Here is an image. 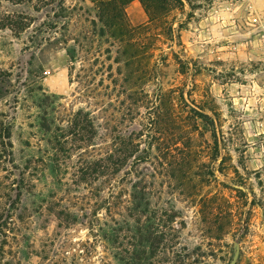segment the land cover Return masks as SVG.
<instances>
[{"label":"rangeland","instance_id":"rangeland-1","mask_svg":"<svg viewBox=\"0 0 264 264\" xmlns=\"http://www.w3.org/2000/svg\"><path fill=\"white\" fill-rule=\"evenodd\" d=\"M183 2L0 0V264H264V0Z\"/></svg>","mask_w":264,"mask_h":264},{"label":"trees","instance_id":"trees-1","mask_svg":"<svg viewBox=\"0 0 264 264\" xmlns=\"http://www.w3.org/2000/svg\"><path fill=\"white\" fill-rule=\"evenodd\" d=\"M97 11V18L100 23L98 34L107 39H114L120 43H126L130 49L138 51L137 44L133 39L135 29L132 27L127 12L128 6L134 1H138L143 7L147 17L148 24H164L165 34L172 37L174 33L175 18L170 20V14L174 8L184 7L183 0H91ZM190 2V6H191ZM192 9L195 6H191ZM191 15H188L190 17ZM97 27V22H93ZM184 28V23H179V29ZM162 30V28H160ZM160 30V31H161ZM136 53V52H135ZM134 53V54H135ZM130 56L134 59L135 55ZM0 138L9 140L11 138L10 131H6L5 135ZM13 147L12 143L4 144V147Z\"/></svg>","mask_w":264,"mask_h":264}]
</instances>
